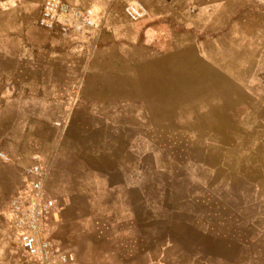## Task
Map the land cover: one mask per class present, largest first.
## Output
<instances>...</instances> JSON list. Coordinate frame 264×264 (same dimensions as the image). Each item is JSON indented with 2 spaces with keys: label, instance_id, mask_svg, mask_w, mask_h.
<instances>
[{
  "label": "crops",
  "instance_id": "0c3cea01",
  "mask_svg": "<svg viewBox=\"0 0 264 264\" xmlns=\"http://www.w3.org/2000/svg\"><path fill=\"white\" fill-rule=\"evenodd\" d=\"M61 1L69 21L44 28V0H0V264H32L9 207L35 160L44 232L76 264H240L191 245L173 191L264 120V0Z\"/></svg>",
  "mask_w": 264,
  "mask_h": 264
},
{
  "label": "rangeland",
  "instance_id": "374dc122",
  "mask_svg": "<svg viewBox=\"0 0 264 264\" xmlns=\"http://www.w3.org/2000/svg\"><path fill=\"white\" fill-rule=\"evenodd\" d=\"M248 106L251 102L241 99L237 110L242 112ZM237 130L233 141L225 145L223 164L217 167V173L203 174L197 169L173 192L178 200H193L185 206L195 213L202 237L190 241L207 253L208 262L222 258L228 263L263 264L264 120L255 124L252 119L245 120ZM169 160L177 166L184 161L161 158V166ZM176 176L181 178L180 174ZM96 255L101 256L98 252Z\"/></svg>",
  "mask_w": 264,
  "mask_h": 264
},
{
  "label": "built area",
  "instance_id": "2783aa9c",
  "mask_svg": "<svg viewBox=\"0 0 264 264\" xmlns=\"http://www.w3.org/2000/svg\"><path fill=\"white\" fill-rule=\"evenodd\" d=\"M127 13L133 19L141 13L134 6L127 7ZM69 8L61 0H44L38 24L51 28L56 23L69 21ZM89 24V20L84 21ZM0 158L7 157L0 152ZM29 173L34 176L27 193L15 196L10 201V234L19 247L21 254L32 264H76L74 256L55 248L46 236L43 228L47 210L53 205L51 200L44 198L45 172L38 162L29 167Z\"/></svg>",
  "mask_w": 264,
  "mask_h": 264
}]
</instances>
